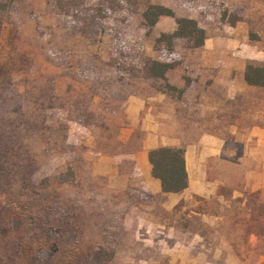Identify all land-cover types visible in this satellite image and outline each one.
I'll list each match as a JSON object with an SVG mask.
<instances>
[{
  "label": "rangeland",
  "instance_id": "1",
  "mask_svg": "<svg viewBox=\"0 0 264 264\" xmlns=\"http://www.w3.org/2000/svg\"><path fill=\"white\" fill-rule=\"evenodd\" d=\"M149 4L174 16L148 28ZM179 17L204 28L208 47L264 65V0H13L0 13V264H264L257 192L232 199L214 231L186 214L213 213L216 201L167 209V197L152 193L142 156L156 144L150 133L185 149L198 129L226 125L192 103L201 91L189 88L195 48L169 40ZM151 60L173 63L166 81L148 75ZM139 97L144 105L129 104ZM245 97L251 125L264 93ZM223 172L210 169L222 181ZM193 230L210 246L194 250L200 262L182 263L192 254L176 242Z\"/></svg>",
  "mask_w": 264,
  "mask_h": 264
},
{
  "label": "crops",
  "instance_id": "2",
  "mask_svg": "<svg viewBox=\"0 0 264 264\" xmlns=\"http://www.w3.org/2000/svg\"><path fill=\"white\" fill-rule=\"evenodd\" d=\"M200 28L204 29L203 27ZM194 53L196 54L194 77L197 80L193 81L189 88L201 91L192 98V103L202 107L209 106L210 114L214 116L217 112L222 113L220 118L226 123L224 130L221 128L212 131L198 129L196 133L198 139L193 143L185 144L184 158L188 187L180 193H163L159 181L151 177L147 153L150 149L166 146L158 138L159 132L150 133V135L155 136L154 142L156 144L146 149L142 156L146 160L145 172L153 179L152 193L167 197V209L194 197L213 200L219 204L221 209L213 213L190 211L191 214H186L187 217L195 215L201 218L200 221H208L207 227L214 231L216 223L226 217L232 199L242 197L245 193L257 192L259 200L264 203V102L261 101L263 111H258L256 114L258 122L251 125L244 124L246 117H248V110L243 108L245 100H247L245 97L247 93L250 91L264 93V89L250 86L244 81V70L248 61L240 50L208 47L207 39H205L204 45L195 48ZM182 72L180 70V73ZM167 75L168 73H166ZM182 86H184V82L180 76V87ZM154 99L160 102L164 101L165 98L155 97ZM186 99L191 101L188 97ZM132 101L130 100L129 104L136 105L138 108L145 103L144 99L140 97ZM149 105H153V103L150 102ZM235 108H238L239 112ZM149 116L152 117L148 113L146 120L149 119ZM134 122L132 120V123ZM146 122L144 121L145 127ZM185 131V124L180 123V136H185ZM167 145L177 147L181 145V142ZM192 154L194 157L193 169L190 168L189 162ZM214 168L224 169L225 179L223 181L210 173V169ZM218 172L220 171L218 170ZM221 186L229 189L228 196L217 193ZM181 234L182 237L176 242V245L180 250L192 254L189 256V261L182 263L200 262L197 260L201 253H197L196 256L194 250L210 246L209 244L206 246L205 237L198 230L189 233L192 236L190 239H186L187 236H184L182 232Z\"/></svg>",
  "mask_w": 264,
  "mask_h": 264
},
{
  "label": "trees",
  "instance_id": "3",
  "mask_svg": "<svg viewBox=\"0 0 264 264\" xmlns=\"http://www.w3.org/2000/svg\"><path fill=\"white\" fill-rule=\"evenodd\" d=\"M12 2L13 0H0V13L7 11ZM163 16L173 17L174 13L164 6L155 4H149L142 13V18L148 28L154 27L159 18ZM237 21L239 19H231L228 22L234 26ZM175 23L176 28L169 35L171 44L175 39H185L189 41L192 48L204 45L205 31L198 26L194 19L179 17L175 19ZM172 67L173 63L171 62L151 60L148 75L153 79L166 81V73ZM244 81L250 86L264 89V65L247 64L244 70ZM166 87L174 88L169 84H166ZM184 154L183 147L160 146L148 151L147 160L151 167V177L159 181L163 193H180L188 187Z\"/></svg>",
  "mask_w": 264,
  "mask_h": 264
}]
</instances>
